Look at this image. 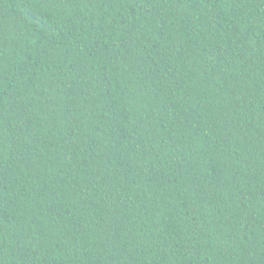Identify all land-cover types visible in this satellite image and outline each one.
<instances>
[{
    "label": "trees",
    "instance_id": "trees-1",
    "mask_svg": "<svg viewBox=\"0 0 264 264\" xmlns=\"http://www.w3.org/2000/svg\"><path fill=\"white\" fill-rule=\"evenodd\" d=\"M0 264H264V0H0Z\"/></svg>",
    "mask_w": 264,
    "mask_h": 264
}]
</instances>
